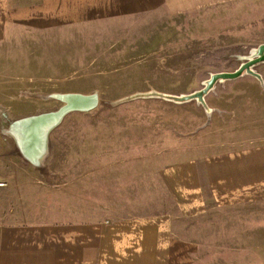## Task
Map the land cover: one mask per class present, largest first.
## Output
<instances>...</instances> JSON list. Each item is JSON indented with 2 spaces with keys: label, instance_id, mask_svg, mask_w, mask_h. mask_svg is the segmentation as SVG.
Listing matches in <instances>:
<instances>
[{
  "label": "rangeland",
  "instance_id": "rangeland-1",
  "mask_svg": "<svg viewBox=\"0 0 264 264\" xmlns=\"http://www.w3.org/2000/svg\"><path fill=\"white\" fill-rule=\"evenodd\" d=\"M41 35L15 39L0 50V104L6 113L14 119L53 110L63 103L46 97L53 93L94 92L98 101L88 110H70L47 133L40 169L23 164L13 142L0 139V178L8 182L0 187L1 206L9 209L11 202L20 212L36 203L81 220L167 211L177 217L176 225L197 228L249 221L248 206L212 205L200 155L219 136L248 130L251 123V130L264 133V86L257 78L242 75L216 84L205 97L212 109L208 116L192 100L179 104L138 97L108 103L151 89L185 94L211 72L235 70L252 47L264 42V0L159 11ZM255 68L264 80V63ZM188 158L198 161L209 208L203 217L184 219L158 173ZM16 170L33 181L26 191L43 192L42 198L21 190L9 200L8 176ZM254 216L264 222L262 213Z\"/></svg>",
  "mask_w": 264,
  "mask_h": 264
},
{
  "label": "crops",
  "instance_id": "crops-1",
  "mask_svg": "<svg viewBox=\"0 0 264 264\" xmlns=\"http://www.w3.org/2000/svg\"><path fill=\"white\" fill-rule=\"evenodd\" d=\"M233 1L237 0H0V50L15 39H34L67 27ZM6 111L0 104V116L13 119ZM251 124L248 130L219 136L200 155L212 205L248 206L249 221L188 227L176 225L177 217L167 211L81 220L46 205L31 204L19 212L11 202L9 209L0 202V264H264V236H257V231L264 232V222L254 216L264 215V208L255 209L264 204V133L251 130L255 126ZM0 139L11 140L5 134ZM19 154L23 164L40 169ZM158 174L179 217L198 218L208 212L197 159L165 165ZM8 180L9 200L21 196L17 193L21 190L25 196L42 198L43 192L26 191L33 181L17 170Z\"/></svg>",
  "mask_w": 264,
  "mask_h": 264
},
{
  "label": "water",
  "instance_id": "water-1",
  "mask_svg": "<svg viewBox=\"0 0 264 264\" xmlns=\"http://www.w3.org/2000/svg\"><path fill=\"white\" fill-rule=\"evenodd\" d=\"M248 56L243 57L244 60L238 63V67L233 71L211 72L203 84L194 91L185 94H167L162 91L147 90L145 92H134L131 95L123 96L116 101H110L108 104L117 105L122 101H129L133 98H163L169 102L185 103L192 100L197 105H201L206 110L208 116L212 109L206 105L205 97L211 93L215 85L223 83L225 80H235L242 75L252 76L258 79L261 87L264 86L263 77L257 72L255 66L264 62V42L252 47ZM47 98H57L62 101V105L50 111H40L38 114H29L26 117L14 118L6 132L9 133L19 153L23 159L37 167H41L42 157L45 156L49 139L47 133L56 126L70 110L91 109L97 103L98 97L96 93H73L66 92L65 94L53 93L46 95ZM14 137V138H13Z\"/></svg>",
  "mask_w": 264,
  "mask_h": 264
},
{
  "label": "flooded vegetation",
  "instance_id": "flooded-vegetation-1",
  "mask_svg": "<svg viewBox=\"0 0 264 264\" xmlns=\"http://www.w3.org/2000/svg\"><path fill=\"white\" fill-rule=\"evenodd\" d=\"M12 120L13 119H9L8 115H6V116H0V134L1 135L2 134L7 135L11 140H13V139L11 138V136L9 135V133L6 132V130L9 127V125H10V123H11ZM14 143H15V141H14Z\"/></svg>",
  "mask_w": 264,
  "mask_h": 264
},
{
  "label": "built area",
  "instance_id": "built-area-1",
  "mask_svg": "<svg viewBox=\"0 0 264 264\" xmlns=\"http://www.w3.org/2000/svg\"><path fill=\"white\" fill-rule=\"evenodd\" d=\"M5 181L0 180V187L4 186Z\"/></svg>",
  "mask_w": 264,
  "mask_h": 264
},
{
  "label": "bare ground",
  "instance_id": "bare-ground-1",
  "mask_svg": "<svg viewBox=\"0 0 264 264\" xmlns=\"http://www.w3.org/2000/svg\"><path fill=\"white\" fill-rule=\"evenodd\" d=\"M48 136V135H47Z\"/></svg>",
  "mask_w": 264,
  "mask_h": 264
}]
</instances>
